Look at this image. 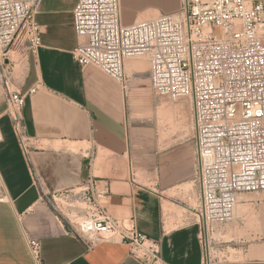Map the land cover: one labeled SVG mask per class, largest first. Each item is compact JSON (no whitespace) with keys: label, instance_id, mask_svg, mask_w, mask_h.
<instances>
[{"label":"crops","instance_id":"1","mask_svg":"<svg viewBox=\"0 0 264 264\" xmlns=\"http://www.w3.org/2000/svg\"><path fill=\"white\" fill-rule=\"evenodd\" d=\"M78 1L41 0L35 19L42 45L37 54L15 58L16 88L23 93L36 88L28 93L24 107L29 152L20 147L13 131L0 82V264L32 263L27 236L41 240L45 264H143L126 244L101 242L88 248L75 233L70 220L75 211L59 200L89 177L109 184L110 212L130 217L139 231L159 240L167 264H202L195 211L180 221L171 215L172 228L164 218L172 207L185 204L172 192L191 186L194 146L181 137L170 152L151 153L149 128L140 127L134 116L141 112L142 99L102 69L78 62L74 50L80 38L73 13ZM127 10L126 21L157 13L151 7ZM135 59L126 60L125 71L146 66ZM126 75L129 82L131 76L127 71ZM126 93L134 108L127 106ZM186 107L178 104L175 110ZM171 125H176L174 119ZM138 133H143L138 147L145 150L143 154L133 148ZM137 168L143 179L154 182L152 186L138 179ZM238 203L232 220L238 252L214 237L228 259L221 264H264V191L242 193ZM232 256L237 259L231 260Z\"/></svg>","mask_w":264,"mask_h":264},{"label":"built area","instance_id":"2","mask_svg":"<svg viewBox=\"0 0 264 264\" xmlns=\"http://www.w3.org/2000/svg\"><path fill=\"white\" fill-rule=\"evenodd\" d=\"M40 2L0 0V82L24 152L31 147L24 107L36 88L18 90L13 71L17 54H37L42 45ZM73 13L82 66H96L127 88L126 60L145 57L158 95L190 100L202 264L227 261L216 228L233 220L242 193L264 191V0H181L177 12L129 24L121 0H79ZM109 193V184L89 177L62 194L75 211V233L88 248L119 242L143 264H167L159 240L110 212ZM27 240L31 264H45L41 240Z\"/></svg>","mask_w":264,"mask_h":264},{"label":"rangeland","instance_id":"3","mask_svg":"<svg viewBox=\"0 0 264 264\" xmlns=\"http://www.w3.org/2000/svg\"><path fill=\"white\" fill-rule=\"evenodd\" d=\"M122 2V15L124 13H128L127 9L135 8L136 10H144L146 8L151 7L157 13V15L161 13H173L177 12L181 6V0H121ZM129 4V5H128ZM128 5V6H126ZM137 13V12H135ZM155 15V16H157ZM155 16L145 18L150 19ZM144 19V18H142ZM124 23L129 24L133 21H126ZM219 30H216L218 33ZM20 56H17L19 58ZM136 59H140L146 63V66L142 68L141 71L135 68H126L127 73L130 74L131 80L128 82V92L133 91L138 98L142 99L140 110L141 112L135 113V118L138 121V125L140 127H148L149 134L152 136L151 142L149 146L152 148L151 153L156 154V156L163 155L164 153L170 152L177 145V140L182 137V139H189L193 146V114H192V105L190 100L181 99V100H172L166 96L158 95L151 86L150 80V65L148 60L145 57H139ZM126 90V92H127ZM127 94V93H126ZM127 106L134 108L132 103L129 100L128 94L126 95ZM182 103H186L187 107L185 109L180 108L175 110L176 105H180ZM135 110V109H134ZM171 119L176 121V125L172 127ZM135 134V133H134ZM139 134V135H138ZM134 137L133 148L136 153L143 154L145 150L138 149L140 146L139 141L142 140V134L138 133ZM142 146V144H141ZM195 152V146H194ZM196 157V152H195ZM137 167V165H135ZM156 168V165L155 167ZM138 179L148 185H153L154 182L151 180L143 179L140 175V170L137 168ZM157 176L155 172V177ZM193 178H195V165H194V177L191 179V186H178L172 193L173 196L178 200L184 202L185 204H178V206H174L171 208L170 214L165 215L166 226L168 228L174 227L173 217L171 215H177L178 220H182L185 215H190L193 207L197 206V197H198V186L193 182ZM151 182V183H150ZM60 205L67 206V202L65 199L59 200ZM186 205V206H185ZM185 206V207H184ZM239 203L237 205L236 211L238 212ZM235 222L232 221L228 224H224L219 228H216L213 236L219 238L221 240H226L227 242L223 245L227 246L229 250L232 252H236L235 247L237 243L232 241V239H236L235 234L238 236V231L232 230V224ZM234 236V237H233ZM231 242H230V241ZM238 252V251H237ZM240 255V254H239ZM235 256L231 257V260H236ZM241 259V255L240 258Z\"/></svg>","mask_w":264,"mask_h":264},{"label":"bare ground","instance_id":"4","mask_svg":"<svg viewBox=\"0 0 264 264\" xmlns=\"http://www.w3.org/2000/svg\"><path fill=\"white\" fill-rule=\"evenodd\" d=\"M150 10V9H149ZM148 10V11H149ZM147 11V12H148ZM155 11V10H154ZM155 13V12H154ZM158 14V13H157ZM156 13L155 14H149V13H144V14H142L139 18H138V20H140V19H142V18H149V17H152V16H155V15H157ZM130 59V58H129ZM136 60V59H135ZM132 61V60H131ZM139 61V60H138ZM134 63V62H133ZM141 63V62H140ZM137 64H139V63H137ZM129 65V64H128ZM133 66V65H132ZM140 69V68H139ZM174 122V121H173ZM236 213H237V211H236Z\"/></svg>","mask_w":264,"mask_h":264}]
</instances>
